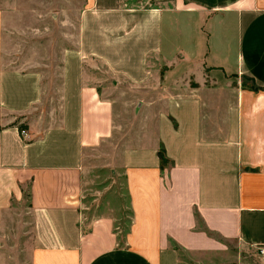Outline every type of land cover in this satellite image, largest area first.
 <instances>
[{
    "label": "crops",
    "instance_id": "obj_1",
    "mask_svg": "<svg viewBox=\"0 0 264 264\" xmlns=\"http://www.w3.org/2000/svg\"><path fill=\"white\" fill-rule=\"evenodd\" d=\"M82 6L59 72L0 53V264H183V252L264 247V0ZM108 146L124 225L86 203L90 158ZM27 184L22 257L5 238Z\"/></svg>",
    "mask_w": 264,
    "mask_h": 264
},
{
    "label": "rangeland",
    "instance_id": "obj_2",
    "mask_svg": "<svg viewBox=\"0 0 264 264\" xmlns=\"http://www.w3.org/2000/svg\"><path fill=\"white\" fill-rule=\"evenodd\" d=\"M83 2L84 0H0V53L7 62L11 56H17L18 62L25 68L51 61L52 70L59 72L60 51L70 45L66 36L77 34L78 16ZM141 5L149 6V3ZM242 76L243 85H255L250 77ZM118 157V152L109 146L91 156L93 170L90 173L86 203L93 206L99 200L103 206L111 204L119 222L124 225V222L129 221V211L126 206L128 200L124 175L117 173L114 168V160ZM27 193L28 184L25 186L23 201L13 203L14 210L21 214L10 221L5 238V250L22 257L28 252H25L23 246L24 237L27 236L23 230L29 232L31 222L30 215L25 214L29 206ZM232 251L233 256L222 258L206 253L183 252V264H264V254L255 247L234 245Z\"/></svg>",
    "mask_w": 264,
    "mask_h": 264
},
{
    "label": "trees",
    "instance_id": "obj_3",
    "mask_svg": "<svg viewBox=\"0 0 264 264\" xmlns=\"http://www.w3.org/2000/svg\"><path fill=\"white\" fill-rule=\"evenodd\" d=\"M251 89H259V87L257 85H252V86H249ZM18 128L20 130V132H22L23 130H26V126L24 124H18ZM159 155H160V158H161V162L162 164L164 165L166 162H168V159L166 158L165 156V151L164 149H162L160 152H159Z\"/></svg>",
    "mask_w": 264,
    "mask_h": 264
},
{
    "label": "built area",
    "instance_id": "obj_4",
    "mask_svg": "<svg viewBox=\"0 0 264 264\" xmlns=\"http://www.w3.org/2000/svg\"><path fill=\"white\" fill-rule=\"evenodd\" d=\"M21 133H22L23 135H26V134H27V131H26V130H23ZM259 250H260L261 253L264 254V247H260Z\"/></svg>",
    "mask_w": 264,
    "mask_h": 264
}]
</instances>
